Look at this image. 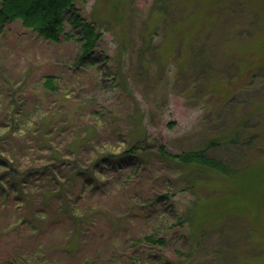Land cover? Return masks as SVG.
Listing matches in <instances>:
<instances>
[{
    "label": "rangeland",
    "instance_id": "374dc122",
    "mask_svg": "<svg viewBox=\"0 0 264 264\" xmlns=\"http://www.w3.org/2000/svg\"><path fill=\"white\" fill-rule=\"evenodd\" d=\"M74 5L100 33L95 63H76L79 40L52 42L8 21L0 33V92L23 99L28 108L43 99L54 109L61 96L40 87L44 75H56L76 93L93 88L109 113L91 144L112 152L125 139L146 134V149L136 163L127 159L117 169L108 164L96 174L98 183L80 190L75 206L88 209L93 221L70 249L63 246L71 224L59 212L60 199L43 197L54 181L46 185L47 178L29 174L22 195L0 189V259L14 249L38 247L55 264L106 256L145 230L146 206L159 202L165 214L183 217L166 247L152 250L163 261L264 264V0ZM64 27L77 35L69 19ZM19 141L9 138L6 147L18 149ZM158 146L169 155L204 148L228 172L164 157ZM30 153H20L18 170L29 161L43 163L44 152ZM62 181L76 199L78 183L69 176Z\"/></svg>",
    "mask_w": 264,
    "mask_h": 264
},
{
    "label": "trees",
    "instance_id": "16d2710c",
    "mask_svg": "<svg viewBox=\"0 0 264 264\" xmlns=\"http://www.w3.org/2000/svg\"><path fill=\"white\" fill-rule=\"evenodd\" d=\"M75 8L74 0H0V33L6 22L18 20L24 28L52 42H58L62 38L79 40L80 51L76 63L86 60L93 65L96 57L92 52L100 33L93 23L76 14ZM68 19L76 26L77 35L65 31ZM111 79L117 87V76L113 75ZM61 83L59 77L53 74L44 75L40 80L42 89L61 96L56 100L54 109L43 99L28 108L23 106V99L20 102L0 92V130H3L0 132V189L7 188L15 196L22 195L19 191L23 190L24 179L29 174L47 178L46 185L54 181L55 187L51 188L52 184L46 186L43 197L57 196L60 199L59 212L71 224L70 234L63 246L70 249L83 239L87 232V220L91 223L93 221L89 219L88 209L80 210L75 203L86 188L98 183L96 174H100L108 164L109 169H117L124 166L122 163L127 159L136 163L147 136L144 134L134 139H125L122 141L123 145L121 143L122 147L112 152L103 149L106 148L105 145L99 147L98 143L91 144L92 139L98 136L95 134L96 130L99 132L101 125L106 122L109 109L104 110L97 103V93L93 92V88L76 93ZM64 137H67L65 142ZM9 138L21 139V149L6 147ZM30 150L33 152L30 153ZM35 150L45 153L40 157L43 163L36 165L29 161L22 170H18L19 163L16 162L20 153L34 155ZM157 151L164 157H171L186 165L228 172L227 167L209 157L204 148L184 151L179 155L165 153L162 146H158ZM65 176L78 183V187L73 189L77 197L74 200L69 194V185L62 181ZM19 199L21 198L18 197ZM154 201L155 199L149 204ZM27 207L30 208L28 205ZM142 217L148 225L139 236L128 240L126 248H112L106 256H86L79 264H183L168 259L163 261L158 252L152 253V250L166 247L169 232H173L176 225L182 224L183 217L165 214L164 207L159 202L157 206L147 205ZM50 261L42 248L38 247L28 251L14 249L7 257L0 259V264H55Z\"/></svg>",
    "mask_w": 264,
    "mask_h": 264
}]
</instances>
